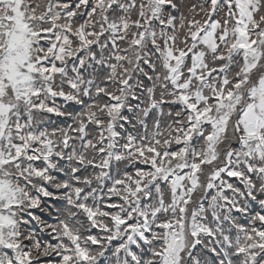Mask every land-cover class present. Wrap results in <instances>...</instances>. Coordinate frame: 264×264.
Listing matches in <instances>:
<instances>
[{
  "label": "snow or ice",
  "instance_id": "snow-or-ice-1",
  "mask_svg": "<svg viewBox=\"0 0 264 264\" xmlns=\"http://www.w3.org/2000/svg\"><path fill=\"white\" fill-rule=\"evenodd\" d=\"M0 264H264V0H0Z\"/></svg>",
  "mask_w": 264,
  "mask_h": 264
}]
</instances>
